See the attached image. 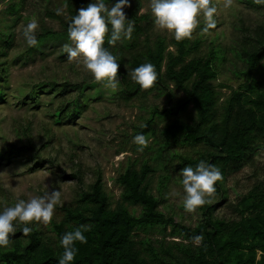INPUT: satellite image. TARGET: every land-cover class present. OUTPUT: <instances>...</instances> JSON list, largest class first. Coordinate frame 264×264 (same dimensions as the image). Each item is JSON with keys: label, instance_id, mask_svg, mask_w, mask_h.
<instances>
[{"label": "rangeland", "instance_id": "1", "mask_svg": "<svg viewBox=\"0 0 264 264\" xmlns=\"http://www.w3.org/2000/svg\"><path fill=\"white\" fill-rule=\"evenodd\" d=\"M211 3L217 6L215 26L204 30V18L200 17L199 25L189 37L191 44L196 41L198 44L188 58L206 56L212 49H217L218 58L224 56L216 60L218 76L213 80L222 101L245 81L241 72L245 64L238 53L254 42L256 31L264 24V4L255 0H211ZM57 8L62 9V17L67 16L63 0H0V87L5 91L4 99L0 100V208L57 187L61 190V201L54 208L52 220H59L62 207L75 202L80 191L101 176L111 206L123 202L139 215L142 206L123 198L124 186L118 177L129 167L139 169L148 163L153 171L145 183L159 199V209L178 222L195 226L204 215L201 206L191 212L183 207L179 174L183 166L179 156H201L210 149L209 145L184 141L183 135L167 140L161 130L176 118L170 114L154 117V130L146 135V146L133 143V137L139 134V127L151 116L153 108H164L184 93L175 89V98L170 101L169 94L151 86L128 98L118 80L114 86L106 80L96 81L83 67L81 57L69 60L64 45L72 42L67 37L27 46L23 28L30 19L38 21L36 35L43 29H61L60 20L47 15ZM139 13L148 15L145 23L150 39L162 36L171 43L174 36L154 24L150 0H141ZM78 83L83 85L81 90L75 86ZM178 117L193 121L196 110L189 105ZM70 173L78 177H65ZM262 179L264 144L256 145L248 159L228 172L225 198L215 187L206 201L219 202L215 216L233 220L239 216L237 202ZM51 221L47 225L33 222L30 226L37 227L54 244L57 238ZM139 233L180 239L171 236L170 228L162 231L157 227L149 233ZM9 247L10 241L0 249Z\"/></svg>", "mask_w": 264, "mask_h": 264}, {"label": "trees", "instance_id": "2", "mask_svg": "<svg viewBox=\"0 0 264 264\" xmlns=\"http://www.w3.org/2000/svg\"><path fill=\"white\" fill-rule=\"evenodd\" d=\"M89 0H63L67 16L58 15L55 10L47 15L59 19L61 29H43L37 34L38 43L55 37L68 38V26ZM109 6L114 0H105ZM141 0H134L125 8L134 22L130 39L108 44L106 34L104 46L117 57L120 68L118 80L128 98L142 92L129 72L145 62L155 65L158 73L152 86L175 98V89L184 94L164 108L155 107L151 116L138 129L146 135L153 131L156 115L170 114L176 118L161 130L167 139L183 135L187 142H204L210 149L201 156L180 155L181 166L195 168L200 160L215 164L221 171V179L215 187L226 197L224 183L228 172L249 158L256 145L264 144V24L260 25L255 40L245 46L238 55L245 67L241 70L245 81L220 101L219 90L213 80L218 76L216 60L223 59L217 49L206 56L189 54L198 41L190 43L189 37L180 41L175 38L167 43L162 36L150 39L147 14H140ZM15 9V7H11ZM174 46L175 50L169 49ZM75 86L81 90L82 84ZM5 91L0 87V100ZM189 105L196 110L193 121H182L178 117ZM153 167L144 163L141 168H127L118 181L124 186L123 198L139 203L142 211L132 213L123 202L111 206L110 195L103 188L101 176L80 191L75 202L62 207L61 219L52 220L56 242L45 239L37 227L24 234L20 227L10 234L11 247L0 249V264H58L63 252L60 237L80 225H91L85 232L86 243L75 242L78 249L71 264H264V179L255 183L237 202L238 218L227 220L214 215L219 202L201 205L204 219L195 226H188L167 216L159 209V199L152 194L145 183ZM67 178L78 177L76 173L66 174ZM166 231L170 228L169 239L163 236L141 235L152 229ZM203 234L197 245L192 237Z\"/></svg>", "mask_w": 264, "mask_h": 264}, {"label": "clouds", "instance_id": "3", "mask_svg": "<svg viewBox=\"0 0 264 264\" xmlns=\"http://www.w3.org/2000/svg\"><path fill=\"white\" fill-rule=\"evenodd\" d=\"M264 4V0H255ZM131 0H114L109 6L105 0H89L85 7L77 9L76 15L68 26V39L71 45L64 48L69 60L81 57L83 67L91 73L96 81L106 80L109 84L116 81L120 63L117 57L105 46L106 34L109 33L108 44L114 45L124 39H130L134 30V22L128 17L125 8ZM151 14L154 24L161 30L171 33L177 41L190 37L199 25L200 17L205 22L204 30L215 26L214 14L217 6L211 0H150ZM62 14V9H55ZM38 21L30 19L23 28V37L29 47L38 45ZM131 79L139 84L141 89L150 88L157 79L155 65L145 62L130 70ZM147 140L142 133L133 137V143L146 146ZM142 150V148H141ZM184 191L183 207L186 211H194L205 204L206 196L215 191V183L221 179L220 169L212 163L200 160L195 168L184 166L179 171ZM61 201V190L51 187L41 195L30 196L27 200L17 199L11 205L0 208V247L9 244L10 234L17 227L27 234L32 231L29 227L33 222L49 224L54 215V208ZM91 225H80L71 231H66L59 239L63 252L58 257V264H71L78 252L75 242L86 243L85 232L90 231ZM203 234L192 237L199 244Z\"/></svg>", "mask_w": 264, "mask_h": 264}]
</instances>
